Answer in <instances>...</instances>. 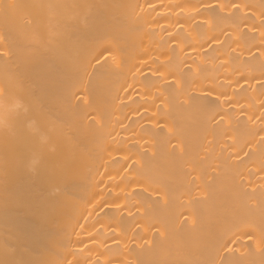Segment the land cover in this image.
Wrapping results in <instances>:
<instances>
[{"label":"bare ground","instance_id":"bare-ground-1","mask_svg":"<svg viewBox=\"0 0 264 264\" xmlns=\"http://www.w3.org/2000/svg\"><path fill=\"white\" fill-rule=\"evenodd\" d=\"M0 264H264V0H0Z\"/></svg>","mask_w":264,"mask_h":264}]
</instances>
